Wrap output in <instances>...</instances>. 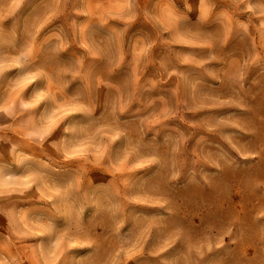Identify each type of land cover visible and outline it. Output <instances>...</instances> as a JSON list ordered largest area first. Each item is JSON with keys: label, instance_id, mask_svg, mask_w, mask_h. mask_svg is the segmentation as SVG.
I'll return each instance as SVG.
<instances>
[{"label": "rangeland", "instance_id": "374dc122", "mask_svg": "<svg viewBox=\"0 0 264 264\" xmlns=\"http://www.w3.org/2000/svg\"><path fill=\"white\" fill-rule=\"evenodd\" d=\"M18 3L0 0V264H264V17Z\"/></svg>", "mask_w": 264, "mask_h": 264}, {"label": "clouds", "instance_id": "9594fccd", "mask_svg": "<svg viewBox=\"0 0 264 264\" xmlns=\"http://www.w3.org/2000/svg\"><path fill=\"white\" fill-rule=\"evenodd\" d=\"M128 3H132L133 0H127ZM23 3V0H19V3L16 5L17 7L20 6V4ZM234 3L237 5H244V10L245 11H258L261 17H264V0H255V2L253 3V0H234ZM31 50L29 49V52ZM28 53L26 52L25 55H27ZM29 80H33L35 79V77H29ZM45 99V94L41 91H37L35 94L34 99L32 100V102L29 103H22L21 107L28 109V108H32L35 107L36 105L40 104V102L42 100ZM0 115H7V113L5 111H0ZM66 131H68V129H66Z\"/></svg>", "mask_w": 264, "mask_h": 264}, {"label": "snow or ice", "instance_id": "6c2138e0", "mask_svg": "<svg viewBox=\"0 0 264 264\" xmlns=\"http://www.w3.org/2000/svg\"><path fill=\"white\" fill-rule=\"evenodd\" d=\"M0 111H4V109L0 108Z\"/></svg>", "mask_w": 264, "mask_h": 264}]
</instances>
